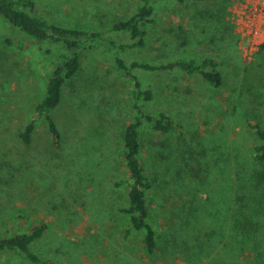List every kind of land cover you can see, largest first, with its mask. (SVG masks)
<instances>
[{"label": "rangeland", "instance_id": "rangeland-1", "mask_svg": "<svg viewBox=\"0 0 264 264\" xmlns=\"http://www.w3.org/2000/svg\"><path fill=\"white\" fill-rule=\"evenodd\" d=\"M49 22L105 31L141 0H35ZM144 48L84 42L78 74L51 111L60 138L37 116L65 45L38 41L0 15V238L46 224L34 251L57 264H264V158L250 122L264 128V0H156ZM258 25L260 32L250 34ZM215 57V85L176 68L136 69L155 91L145 108L176 120L170 133L141 128L151 181L149 221L157 248L130 227L128 169L122 152L132 119L126 61L202 62ZM36 120L31 140L21 133ZM0 264H29L0 252Z\"/></svg>", "mask_w": 264, "mask_h": 264}, {"label": "trees", "instance_id": "trees-1", "mask_svg": "<svg viewBox=\"0 0 264 264\" xmlns=\"http://www.w3.org/2000/svg\"><path fill=\"white\" fill-rule=\"evenodd\" d=\"M175 1L181 4L187 0ZM141 6L129 18L121 20L111 26L116 32L129 33L130 39L117 41L108 37L105 31H83L76 28L64 27L49 22L37 10L35 0H0V15L9 23L26 35L38 40H52L65 45V55L62 62L56 66L47 84V91L43 100L36 106L37 116L46 117L49 130L54 138H60L59 128L51 115V111L62 101L63 87L66 80L75 77L81 67V48L84 42L106 41L120 49L144 48L147 43L148 26L156 22V0H141ZM215 57H207L202 62L195 59L173 58L166 61H126L117 58L115 65L128 78L132 85L133 101L131 102L133 117L126 125L124 134V149L122 152L128 169L129 204L121 211L127 213L130 227L145 232L147 249L153 252L158 245V232L149 221L150 208L148 204L151 181L143 165L141 157V128L145 123L157 132L170 133L177 127L176 120L171 114L160 111L156 114L149 112L145 106L152 101L155 91L151 85H146L141 75L135 74L136 69L148 72L160 70H174L179 68L187 73H198L203 79L220 85L222 75L219 71V62ZM255 129L260 144L257 147L258 157L264 158V128L255 122H250ZM36 128V120L21 133L25 141L31 140ZM47 229L46 224L36 225L29 232H17L14 235L0 238V252L19 254L24 262L29 264H57L54 260L42 257L33 250L32 243L41 238Z\"/></svg>", "mask_w": 264, "mask_h": 264}, {"label": "built area", "instance_id": "built-area-1", "mask_svg": "<svg viewBox=\"0 0 264 264\" xmlns=\"http://www.w3.org/2000/svg\"><path fill=\"white\" fill-rule=\"evenodd\" d=\"M261 10H262V12L264 11V8L262 7L261 8ZM251 27V31H250V34H252V35H257V34H259V32H260V27L258 26V25H255V26H250Z\"/></svg>", "mask_w": 264, "mask_h": 264}]
</instances>
